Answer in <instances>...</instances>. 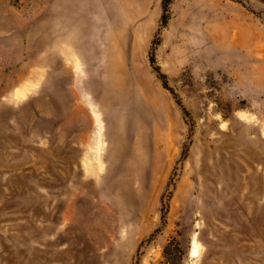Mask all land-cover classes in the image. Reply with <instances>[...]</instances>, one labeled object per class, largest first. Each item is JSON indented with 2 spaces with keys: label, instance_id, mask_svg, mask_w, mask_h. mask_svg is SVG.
Returning a JSON list of instances; mask_svg holds the SVG:
<instances>
[{
  "label": "rangeland",
  "instance_id": "rangeland-1",
  "mask_svg": "<svg viewBox=\"0 0 264 264\" xmlns=\"http://www.w3.org/2000/svg\"><path fill=\"white\" fill-rule=\"evenodd\" d=\"M0 264H264V1L0 0Z\"/></svg>",
  "mask_w": 264,
  "mask_h": 264
},
{
  "label": "bare ground",
  "instance_id": "bare-ground-1",
  "mask_svg": "<svg viewBox=\"0 0 264 264\" xmlns=\"http://www.w3.org/2000/svg\"><path fill=\"white\" fill-rule=\"evenodd\" d=\"M201 15L203 16V17H207V19L208 20H214V19H216V18H219L220 20H225L226 19V17L225 16H221L220 15V17H219V13H217L216 11H214V10H206L205 8L203 9V10H201ZM239 22V21H238ZM224 25V24H223ZM254 25V24H253ZM254 27L255 28H257V26L256 25H254ZM239 29V28H238ZM261 33V32H260ZM262 34V33H261ZM234 35V34H233ZM235 39V38H234ZM237 39V38H236ZM193 253H195V252H193Z\"/></svg>",
  "mask_w": 264,
  "mask_h": 264
},
{
  "label": "trees",
  "instance_id": "trees-1",
  "mask_svg": "<svg viewBox=\"0 0 264 264\" xmlns=\"http://www.w3.org/2000/svg\"><path fill=\"white\" fill-rule=\"evenodd\" d=\"M173 0H161V5L163 8V11H166L168 6L172 3ZM264 1V0H262Z\"/></svg>",
  "mask_w": 264,
  "mask_h": 264
}]
</instances>
